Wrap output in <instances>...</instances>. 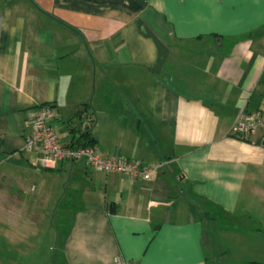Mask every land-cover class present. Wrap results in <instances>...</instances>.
Segmentation results:
<instances>
[{
  "label": "crops",
  "instance_id": "0c3cea01",
  "mask_svg": "<svg viewBox=\"0 0 264 264\" xmlns=\"http://www.w3.org/2000/svg\"><path fill=\"white\" fill-rule=\"evenodd\" d=\"M42 105L62 143L86 129L149 178L34 167ZM241 109L264 112V0H0V246L14 264H264V129L233 135Z\"/></svg>",
  "mask_w": 264,
  "mask_h": 264
},
{
  "label": "built area",
  "instance_id": "2783aa9c",
  "mask_svg": "<svg viewBox=\"0 0 264 264\" xmlns=\"http://www.w3.org/2000/svg\"><path fill=\"white\" fill-rule=\"evenodd\" d=\"M51 105L38 106L31 117L32 133L24 143L27 151L34 153L33 166L42 169H53L63 161L84 159L97 171L104 173H122L130 177L148 179L151 169L139 163L128 161L119 156L103 158L94 146L81 147L61 142L54 131L50 120L55 116ZM258 129H264V112L260 110L241 109L231 127V133L240 139H247ZM115 264H137L120 256L114 257Z\"/></svg>",
  "mask_w": 264,
  "mask_h": 264
},
{
  "label": "trees",
  "instance_id": "16d2710c",
  "mask_svg": "<svg viewBox=\"0 0 264 264\" xmlns=\"http://www.w3.org/2000/svg\"><path fill=\"white\" fill-rule=\"evenodd\" d=\"M79 119V114L76 115L75 119H71L67 122V125L70 126L71 130L74 129L76 121ZM72 146H81V147H91L94 146V139L88 130L80 131L79 136L76 140L69 143Z\"/></svg>",
  "mask_w": 264,
  "mask_h": 264
},
{
  "label": "rangeland",
  "instance_id": "374dc122",
  "mask_svg": "<svg viewBox=\"0 0 264 264\" xmlns=\"http://www.w3.org/2000/svg\"><path fill=\"white\" fill-rule=\"evenodd\" d=\"M8 187L11 189V184H9ZM60 219H61L60 216H54V221H53L54 229H56V227L60 229L61 227ZM11 254H12V249L10 251L9 249L7 250L0 246V264H14ZM22 264H31L30 259L29 258L25 259ZM53 264H61V261L58 260L55 263L53 262Z\"/></svg>",
  "mask_w": 264,
  "mask_h": 264
}]
</instances>
